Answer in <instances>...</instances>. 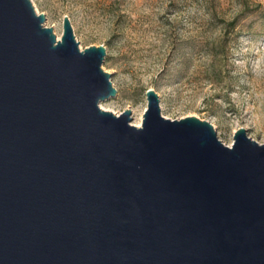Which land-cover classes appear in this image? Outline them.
Here are the masks:
<instances>
[{
	"label": "water",
	"instance_id": "95a60500",
	"mask_svg": "<svg viewBox=\"0 0 264 264\" xmlns=\"http://www.w3.org/2000/svg\"><path fill=\"white\" fill-rule=\"evenodd\" d=\"M45 20L0 0V264H264V143L102 109L107 48Z\"/></svg>",
	"mask_w": 264,
	"mask_h": 264
},
{
	"label": "rangeland",
	"instance_id": "374dc122",
	"mask_svg": "<svg viewBox=\"0 0 264 264\" xmlns=\"http://www.w3.org/2000/svg\"><path fill=\"white\" fill-rule=\"evenodd\" d=\"M31 2L56 36L68 16L81 50L107 48L102 67L118 91L102 109H130L136 123L154 89L166 118L206 120L226 145L239 128L264 143V0Z\"/></svg>",
	"mask_w": 264,
	"mask_h": 264
},
{
	"label": "bare ground",
	"instance_id": "6f19581e",
	"mask_svg": "<svg viewBox=\"0 0 264 264\" xmlns=\"http://www.w3.org/2000/svg\"><path fill=\"white\" fill-rule=\"evenodd\" d=\"M57 36H58L57 38L60 39V36L59 35H57ZM141 123H142V120L140 119L139 121H137L136 123H133V124L139 127V126H141Z\"/></svg>",
	"mask_w": 264,
	"mask_h": 264
}]
</instances>
